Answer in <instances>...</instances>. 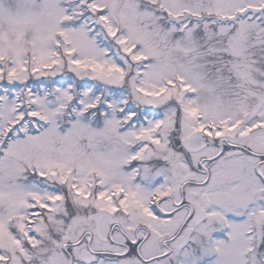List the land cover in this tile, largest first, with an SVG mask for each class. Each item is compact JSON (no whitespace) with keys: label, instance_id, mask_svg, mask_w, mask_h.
<instances>
[{"label":"snow or ice","instance_id":"6c2138e0","mask_svg":"<svg viewBox=\"0 0 264 264\" xmlns=\"http://www.w3.org/2000/svg\"><path fill=\"white\" fill-rule=\"evenodd\" d=\"M0 264H264V0H0Z\"/></svg>","mask_w":264,"mask_h":264}]
</instances>
